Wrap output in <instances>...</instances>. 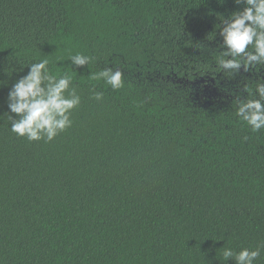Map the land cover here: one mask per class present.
Wrapping results in <instances>:
<instances>
[{
    "label": "trees",
    "instance_id": "trees-1",
    "mask_svg": "<svg viewBox=\"0 0 264 264\" xmlns=\"http://www.w3.org/2000/svg\"><path fill=\"white\" fill-rule=\"evenodd\" d=\"M243 7L0 0V264H235L224 248L258 247L264 264V128L236 115L264 66L216 64L221 21ZM41 59L81 103L70 128L30 142L7 97ZM107 67L119 90L92 79Z\"/></svg>",
    "mask_w": 264,
    "mask_h": 264
},
{
    "label": "clouds",
    "instance_id": "clouds-1",
    "mask_svg": "<svg viewBox=\"0 0 264 264\" xmlns=\"http://www.w3.org/2000/svg\"><path fill=\"white\" fill-rule=\"evenodd\" d=\"M235 3H243L244 7L221 21L223 27L219 34L224 51L217 56V71L238 74L243 68L248 73L264 66V0H235ZM70 60L72 65L83 68L90 63L91 57L78 53ZM48 65V59L30 64L27 74L8 92L11 131L30 142H51L70 128L71 114L81 103L72 86V76L54 74ZM122 77L120 70L113 71L111 67L92 75V79H102L113 90L123 87ZM245 91L257 98L237 101L236 115L252 132H258L264 128V82L257 81L255 92L247 86ZM94 99L101 100L102 93H96ZM260 254L259 247L255 250L243 248L239 252L224 248L223 251L224 260H234L235 264H254Z\"/></svg>",
    "mask_w": 264,
    "mask_h": 264
}]
</instances>
